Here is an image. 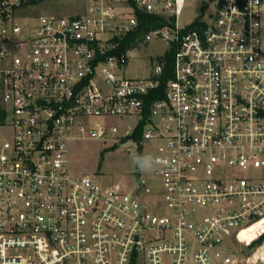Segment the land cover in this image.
<instances>
[{
	"label": "built area",
	"instance_id": "1",
	"mask_svg": "<svg viewBox=\"0 0 264 264\" xmlns=\"http://www.w3.org/2000/svg\"><path fill=\"white\" fill-rule=\"evenodd\" d=\"M185 4L29 15L30 0H0V264L260 262L236 237L264 219V0H210L180 25ZM137 11L167 23L134 36ZM154 38L174 46L172 75L164 59L123 75ZM84 139L130 141L148 173L138 191L71 173L69 144Z\"/></svg>",
	"mask_w": 264,
	"mask_h": 264
},
{
	"label": "rangeland",
	"instance_id": "2",
	"mask_svg": "<svg viewBox=\"0 0 264 264\" xmlns=\"http://www.w3.org/2000/svg\"><path fill=\"white\" fill-rule=\"evenodd\" d=\"M70 0H43L41 3L25 9L29 15H37L40 11L49 10L52 7L62 8ZM72 1V0H71ZM210 0H186V4L179 17V24L185 25L199 16L204 5ZM211 8V4L209 6ZM206 11V8H204ZM51 10V9H50ZM55 12H60L56 10ZM168 51L167 46L161 40L154 38L136 46L132 57L122 69V74L129 77L148 76L152 73L154 65L159 58ZM10 125L0 128V135L9 137ZM126 146H131L130 141L111 146V141L98 139L75 140L69 144L68 162L70 172L73 174L91 175L100 182H114L120 184L129 193H134L140 188L137 175L148 177L147 167L143 164L137 166L135 151L126 152ZM148 200L153 199L147 196ZM264 235V219L244 229L236 237V245L242 254H248L245 258L250 261L260 260L258 264H264V238L255 243ZM252 264V263H251Z\"/></svg>",
	"mask_w": 264,
	"mask_h": 264
},
{
	"label": "trees",
	"instance_id": "3",
	"mask_svg": "<svg viewBox=\"0 0 264 264\" xmlns=\"http://www.w3.org/2000/svg\"><path fill=\"white\" fill-rule=\"evenodd\" d=\"M43 0H30L31 4H39L41 3ZM138 17L140 19V28L139 31L134 35V36H141L143 32L151 29V28H157L160 27L164 24L167 23V21L165 19H163L160 16L154 15V14H149V13H144L142 11H137ZM134 38V37H132ZM173 53H174V46L172 45L168 51L165 53V55L163 56V58H159L164 59V67H163V73H162V77L165 78L166 76H171L172 75V71H173ZM6 117V112L0 107V122H3L4 119ZM136 137H138V135H135ZM264 238V235L260 236L256 241H254L252 243H258L261 242Z\"/></svg>",
	"mask_w": 264,
	"mask_h": 264
},
{
	"label": "water",
	"instance_id": "4",
	"mask_svg": "<svg viewBox=\"0 0 264 264\" xmlns=\"http://www.w3.org/2000/svg\"><path fill=\"white\" fill-rule=\"evenodd\" d=\"M138 145H139V143H138Z\"/></svg>",
	"mask_w": 264,
	"mask_h": 264
}]
</instances>
